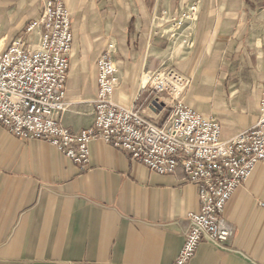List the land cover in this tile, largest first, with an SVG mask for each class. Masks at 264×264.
<instances>
[{
    "label": "crops",
    "instance_id": "0c3cea01",
    "mask_svg": "<svg viewBox=\"0 0 264 264\" xmlns=\"http://www.w3.org/2000/svg\"><path fill=\"white\" fill-rule=\"evenodd\" d=\"M73 45L63 122L93 125L99 59L112 39L119 86L113 99L162 124L170 110L143 89L146 73L173 67L191 78L186 103L218 119L222 139L250 128L264 87V0H65ZM183 37L171 24L192 3ZM42 0H0V54L16 40L39 47ZM181 34V33H180ZM82 169L46 140L0 123V264H173L185 243L198 188L181 168L158 174L102 139ZM234 235L226 248L203 239L189 264H264V164L226 203Z\"/></svg>",
    "mask_w": 264,
    "mask_h": 264
},
{
    "label": "built area",
    "instance_id": "2783aa9c",
    "mask_svg": "<svg viewBox=\"0 0 264 264\" xmlns=\"http://www.w3.org/2000/svg\"><path fill=\"white\" fill-rule=\"evenodd\" d=\"M42 1L40 22L29 26L32 30L42 23L45 28L39 47L29 49L16 40L0 54V123L18 137L50 142L82 169L90 165V144L99 139L125 150L152 172L172 174L181 168L186 180L198 188L202 206L199 212H189L191 226L173 264H189L203 239L226 248L235 231L224 216L226 203L264 164V87L258 121L223 140L218 119L186 103L189 76L173 67L146 73L143 89L155 91L161 109L170 110L159 124L135 106L113 99L119 77L117 44L111 39L99 59L94 123L73 130L62 119L71 104L66 96L73 45L71 14L65 0ZM198 12L194 2L180 16L166 20L163 24L172 25L169 36H182L187 42L183 31Z\"/></svg>",
    "mask_w": 264,
    "mask_h": 264
},
{
    "label": "water",
    "instance_id": "95a60500",
    "mask_svg": "<svg viewBox=\"0 0 264 264\" xmlns=\"http://www.w3.org/2000/svg\"><path fill=\"white\" fill-rule=\"evenodd\" d=\"M154 104H155L158 108H160V109H161L162 106H163V104H162V105H159L158 102H157V100H155Z\"/></svg>",
    "mask_w": 264,
    "mask_h": 264
}]
</instances>
